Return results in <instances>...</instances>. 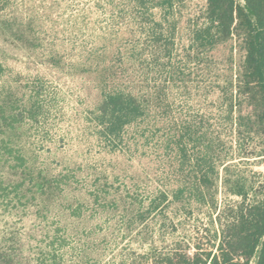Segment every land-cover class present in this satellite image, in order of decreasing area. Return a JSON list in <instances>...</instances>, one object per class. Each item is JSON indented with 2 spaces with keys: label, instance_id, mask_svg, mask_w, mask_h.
I'll use <instances>...</instances> for the list:
<instances>
[{
  "label": "rangeland",
  "instance_id": "1",
  "mask_svg": "<svg viewBox=\"0 0 264 264\" xmlns=\"http://www.w3.org/2000/svg\"><path fill=\"white\" fill-rule=\"evenodd\" d=\"M205 11V0H0V108L37 107L0 132L24 156L0 159L3 183L20 182L0 200L1 264L216 251L237 191L261 194L264 140L238 96L242 50L201 36ZM113 92L141 110L115 136L100 116Z\"/></svg>",
  "mask_w": 264,
  "mask_h": 264
},
{
  "label": "trees",
  "instance_id": "2",
  "mask_svg": "<svg viewBox=\"0 0 264 264\" xmlns=\"http://www.w3.org/2000/svg\"><path fill=\"white\" fill-rule=\"evenodd\" d=\"M205 1L208 25L201 36H209L213 29L218 38H234L242 50L238 96L250 108L249 128L254 126V132L264 140V0ZM35 108L34 103L21 111L1 107L0 132L14 129L24 118H34ZM140 112L136 99L122 92L106 95L100 107L101 122L106 132L113 136ZM259 155H264V152ZM0 159L4 162L12 160L15 166L24 162L20 150L8 145L3 138H0ZM10 185L16 191L20 182L5 184L0 179L1 201L9 199ZM261 188V194L252 201H246V194L237 191L242 199L234 204L224 222L220 223L215 252L174 251L153 264H264V181Z\"/></svg>",
  "mask_w": 264,
  "mask_h": 264
}]
</instances>
